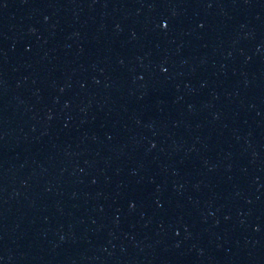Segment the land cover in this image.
Instances as JSON below:
<instances>
[{
  "label": "water",
  "instance_id": "water-1",
  "mask_svg": "<svg viewBox=\"0 0 264 264\" xmlns=\"http://www.w3.org/2000/svg\"><path fill=\"white\" fill-rule=\"evenodd\" d=\"M86 0H0V264H84Z\"/></svg>",
  "mask_w": 264,
  "mask_h": 264
},
{
  "label": "snow or ice",
  "instance_id": "snow-or-ice-1",
  "mask_svg": "<svg viewBox=\"0 0 264 264\" xmlns=\"http://www.w3.org/2000/svg\"><path fill=\"white\" fill-rule=\"evenodd\" d=\"M167 26H168V22H167V20L163 21V22H162V27L167 28Z\"/></svg>",
  "mask_w": 264,
  "mask_h": 264
}]
</instances>
